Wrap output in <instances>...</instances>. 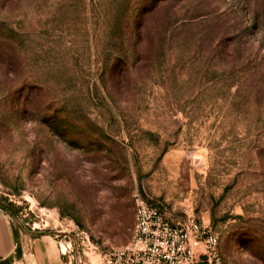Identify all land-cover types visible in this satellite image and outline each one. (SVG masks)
Returning <instances> with one entry per match:
<instances>
[{"label":"rangeland","instance_id":"1","mask_svg":"<svg viewBox=\"0 0 264 264\" xmlns=\"http://www.w3.org/2000/svg\"><path fill=\"white\" fill-rule=\"evenodd\" d=\"M140 199L193 213L221 264H264V0H0V208L18 237L107 264Z\"/></svg>","mask_w":264,"mask_h":264},{"label":"built area","instance_id":"2","mask_svg":"<svg viewBox=\"0 0 264 264\" xmlns=\"http://www.w3.org/2000/svg\"><path fill=\"white\" fill-rule=\"evenodd\" d=\"M105 257L107 264H221L219 236L193 213L173 220L142 199L131 244Z\"/></svg>","mask_w":264,"mask_h":264},{"label":"crops","instance_id":"3","mask_svg":"<svg viewBox=\"0 0 264 264\" xmlns=\"http://www.w3.org/2000/svg\"><path fill=\"white\" fill-rule=\"evenodd\" d=\"M11 217L0 209V264H65L59 244L51 236L18 237Z\"/></svg>","mask_w":264,"mask_h":264},{"label":"trees","instance_id":"4","mask_svg":"<svg viewBox=\"0 0 264 264\" xmlns=\"http://www.w3.org/2000/svg\"><path fill=\"white\" fill-rule=\"evenodd\" d=\"M0 209H2V208H0Z\"/></svg>","mask_w":264,"mask_h":264}]
</instances>
